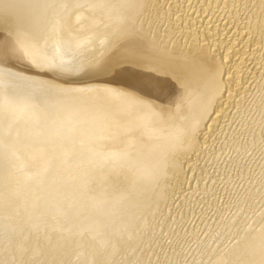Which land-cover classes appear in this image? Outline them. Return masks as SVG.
Masks as SVG:
<instances>
[{
  "label": "water",
  "instance_id": "obj_1",
  "mask_svg": "<svg viewBox=\"0 0 264 264\" xmlns=\"http://www.w3.org/2000/svg\"><path fill=\"white\" fill-rule=\"evenodd\" d=\"M148 0H0V264L139 217L198 90Z\"/></svg>",
  "mask_w": 264,
  "mask_h": 264
},
{
  "label": "rangeland",
  "instance_id": "obj_2",
  "mask_svg": "<svg viewBox=\"0 0 264 264\" xmlns=\"http://www.w3.org/2000/svg\"><path fill=\"white\" fill-rule=\"evenodd\" d=\"M262 71L206 145L191 155L179 186L171 187L168 195L166 191V197L160 196V208L149 214L152 216L143 226L131 229L141 231L126 234L121 227L28 264H95L97 255L103 257L102 264L254 263V255L263 251L258 249V236L264 232V68ZM117 231L133 237L128 240ZM114 234L128 241L125 251L114 244L119 239ZM244 241L250 242L248 246Z\"/></svg>",
  "mask_w": 264,
  "mask_h": 264
},
{
  "label": "bare ground",
  "instance_id": "obj_3",
  "mask_svg": "<svg viewBox=\"0 0 264 264\" xmlns=\"http://www.w3.org/2000/svg\"><path fill=\"white\" fill-rule=\"evenodd\" d=\"M146 7L156 24L159 25L175 55L178 56L184 70L189 74L198 93L139 217L133 223L121 226L123 232H131V234L141 231L137 228L138 232L131 229L146 223L147 218L150 216L149 214H152L162 204L160 203V199H162L160 196L163 194L166 197L170 194L168 193L170 189L174 186H179L185 176V167L190 166L191 155L196 153L204 144L206 145V141L211 138L215 128L219 129L228 113L231 110L234 111L233 107L237 105L236 103L240 99L242 100L243 94L249 90L251 80L260 75V73L262 74V69L264 68V0H148ZM164 193L167 195L165 196ZM148 223L150 226L151 222ZM114 230L107 232H114ZM122 231V234H120L125 236ZM107 232L90 237L87 240H96ZM146 232L145 230L144 234ZM116 233L118 234V231ZM131 234L128 237L125 236L126 239L129 240ZM118 235L114 234V236L119 238H117L118 243L114 244H118L119 248L124 250L128 241L126 239L122 240L123 238ZM110 236L107 239L103 238V240H109ZM258 238L259 244L261 239L264 241V232L260 233ZM100 241L97 243H100ZM249 241H244L245 245L252 242ZM77 243L70 246H74ZM259 244L258 249L262 248L259 250L263 251L256 255L253 254L255 257L252 260L254 262L252 264H264V242L263 246ZM114 246L113 248H116ZM96 247L94 246V248ZM60 249L57 251H60ZM57 251L43 254L41 257ZM94 258L95 264H102L103 257L101 255H97ZM249 258L251 260V257ZM249 264H251V261Z\"/></svg>",
  "mask_w": 264,
  "mask_h": 264
}]
</instances>
